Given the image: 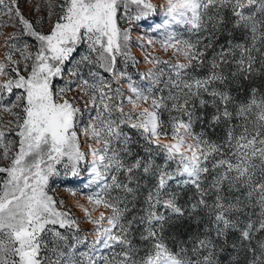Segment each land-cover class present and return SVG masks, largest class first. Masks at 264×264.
I'll return each mask as SVG.
<instances>
[{
	"label": "snow or ice",
	"instance_id": "snow-or-ice-1",
	"mask_svg": "<svg viewBox=\"0 0 264 264\" xmlns=\"http://www.w3.org/2000/svg\"><path fill=\"white\" fill-rule=\"evenodd\" d=\"M30 13L0 0V26L19 30L0 56V264H264V0H37ZM158 16L161 38L136 43L167 72L142 87L131 33ZM60 177L86 181L92 239L50 194Z\"/></svg>",
	"mask_w": 264,
	"mask_h": 264
},
{
	"label": "rangeland",
	"instance_id": "rangeland-1",
	"mask_svg": "<svg viewBox=\"0 0 264 264\" xmlns=\"http://www.w3.org/2000/svg\"><path fill=\"white\" fill-rule=\"evenodd\" d=\"M152 2L157 4V5H162L165 3V0H152ZM35 3H37V0H20V6H21V8L24 12V15L26 17L31 16L30 9L33 7V5ZM0 19L7 21V17H0ZM159 20H160V17L158 16V17L150 18L143 25H141L140 23L133 25V31L131 33L132 42H131L130 50H131L132 55L137 58L138 63L136 65H139L142 67L141 69L138 70V72L140 74L141 73L144 74L147 70L144 67H149V66H151V64L144 60L143 57H144L145 53H144V51L141 50L140 47L137 46L136 42L141 37H143V39H145V40L148 39L149 37L154 38V39H160L161 38L160 32L153 33L148 28V25L157 23V22H159ZM121 26L123 27L125 25L122 23ZM47 30H48V24L45 23L44 31H47ZM18 31H19L18 29L14 28L12 26V22H10V21L4 26H0V33H2V35H0V56H2V54L5 51V48L3 47L4 37H6L7 35H9L10 33H13V32L18 33ZM146 50H147V52L152 53V54L154 52H156V53L162 55V53H163V51L160 49L158 44L153 45L151 47H148ZM130 74L132 75L133 81L136 84H138V79L136 77H134V73L130 72ZM57 83L61 84L62 81H57ZM121 86L126 89L127 88V82L126 81L122 82ZM125 94H127V92ZM85 99H87V98H85ZM80 102H83V100H81ZM125 106H128V105H125ZM4 119L7 120V119H9V117L5 116ZM85 125H86L85 123L81 124L80 129H82ZM80 129H78V131ZM81 140H82V148H85V149L87 148V144L91 143V141L84 142L83 137H81ZM54 179L56 182L51 184L50 194L54 195V197L58 201L63 200L64 201L63 207L65 209H69L74 216L81 218L78 221L80 223L81 228L83 229L81 235H87L89 237V239H92L94 234L91 233L90 231H88L89 229H91L92 225H90L87 222V220L82 219L83 212L81 211V209L79 207H77V203L79 202L81 204H84L85 207H87L89 209L91 208V205L86 203L85 195H81V192H84L85 194L88 192V189L85 187L86 181L84 180L83 177H80V178L73 180V181H69L67 183H61L60 182L62 177L54 178ZM66 188L76 189V194L75 195L70 194L68 191H66ZM100 211H105V210L103 208H98L96 211L92 212V215L97 216V215H99Z\"/></svg>",
	"mask_w": 264,
	"mask_h": 264
},
{
	"label": "trees",
	"instance_id": "trees-1",
	"mask_svg": "<svg viewBox=\"0 0 264 264\" xmlns=\"http://www.w3.org/2000/svg\"><path fill=\"white\" fill-rule=\"evenodd\" d=\"M153 55L158 56L161 60H167V59H169L171 57V53L170 52H164V51H163L162 55H160V54H158L156 52H154ZM160 67H165V66L153 67V65L151 64V66H149V67H144L145 69H147L144 74H147L149 72V69H152L153 72H155L156 75L159 76L160 75ZM141 68L142 67L139 66V65L132 66L130 64L129 67H128V71L134 73V77H136L138 79V85H140L142 87H146V86L149 85L150 80H141L140 79V73L138 72V70L141 69ZM166 72H167V70H166V67H165V73ZM164 78L166 79V75H165ZM256 83L257 84L264 83V79H261V78L258 77L257 80H256ZM159 87L163 88V85H160ZM166 94H167V92L165 91V95ZM12 99H14V97H12ZM80 106L83 107V102H80ZM125 107L127 108L128 106H125ZM172 115H176V113L173 112ZM162 119H164L166 121H168L170 119V115H169L168 111H163L162 112ZM87 122H88V114H87V112H85V117H84V122L83 123L87 124ZM195 131L198 132L199 131V127H197L195 129Z\"/></svg>",
	"mask_w": 264,
	"mask_h": 264
}]
</instances>
